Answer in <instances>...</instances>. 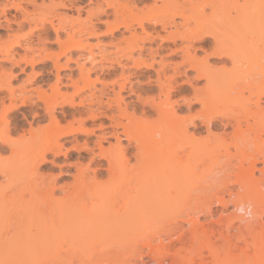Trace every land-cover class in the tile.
I'll return each mask as SVG.
<instances>
[{
    "label": "bare ground",
    "instance_id": "bare-ground-1",
    "mask_svg": "<svg viewBox=\"0 0 264 264\" xmlns=\"http://www.w3.org/2000/svg\"><path fill=\"white\" fill-rule=\"evenodd\" d=\"M118 1L137 8L142 4V14L122 17L116 0L107 2L112 13L102 9V4L97 10L86 9L87 16L79 26L75 20L81 19V13L70 20L69 45L81 47L85 42L76 36L97 34L96 18L106 25L108 35L114 37L122 28L123 40L139 37L124 54L102 57L110 63L106 71L115 69L116 63L123 76L128 61L135 76L143 75L144 69L154 70L155 78L147 77L156 83L158 92L141 99V108L135 101L125 102L122 91L128 77L118 88L109 90L105 84L98 91L90 89L85 97L91 101L84 111L74 106L75 94L91 86L90 69L79 66L80 77H70L74 90L62 91L60 71L68 68L71 57L64 62L60 53L11 57L13 66L24 62L32 68L52 59L56 81L50 84L54 97L44 106V120L49 121L52 133L35 141L19 161L0 159V264H138L145 247L158 264H264V0ZM102 15L106 19L102 20ZM66 16H60L59 27ZM48 23L56 27L55 21ZM3 26L0 23V28ZM55 29L62 43L60 29ZM151 37H191L181 43V58L187 61V69L195 70L198 80L205 79L198 86L188 77L192 98L200 104L195 112L188 102L189 112L182 113L172 98L178 79L167 69L172 66L173 72H180V63L173 66L161 58L156 68L153 53L157 50L150 47L151 58L142 54L141 41ZM221 37L249 39L234 46ZM207 38L213 40L212 51L201 57L193 52L197 48L192 42L198 39L204 43ZM137 48L141 50L138 54ZM210 56L225 58L232 66L225 62L213 67ZM249 57L256 60L251 62L246 59ZM2 73L7 81L0 86L8 88L11 104L0 114V157L7 150L19 152L26 134L34 133L31 124L19 127V137L14 135L18 126L10 128L7 111L15 107L17 96L11 87L14 71ZM230 77L239 81V87L241 79L252 85L246 88L258 83L256 92L248 90L258 97L256 116L239 109L245 101L238 96L226 101L224 107L215 98L221 81L225 84ZM81 79L84 84L80 86ZM0 100L4 106L5 99ZM63 103L74 106L70 117L66 110L62 116L56 115V108ZM86 119L98 122L90 127ZM95 126L102 130L92 145L88 139H79L80 133H92ZM71 151L78 153L75 160L69 157ZM62 155L63 162L67 160L75 168L70 182H58ZM47 163L58 166L59 172L51 168L41 171ZM215 206L221 207L219 212ZM178 245L181 247L176 249ZM140 264L153 262L143 260Z\"/></svg>",
    "mask_w": 264,
    "mask_h": 264
},
{
    "label": "rangeland",
    "instance_id": "rangeland-1",
    "mask_svg": "<svg viewBox=\"0 0 264 264\" xmlns=\"http://www.w3.org/2000/svg\"><path fill=\"white\" fill-rule=\"evenodd\" d=\"M72 2H75V4ZM107 2H111V0H0V23H2L4 26L0 28V84L6 82V77L2 76L3 70H11L14 71V76L12 77L11 81V87L16 91V101L13 102L15 104V107L12 109H8L7 111V117L9 120V126L11 129L15 128L17 125L18 128L14 131V135L16 137H19L22 133V130L19 127H30V124L32 125L34 129V133L30 134L27 133L25 136L24 141L20 145L19 152L12 153L11 151L7 150L1 154L0 159L5 163H12L14 161H19L22 157H26L27 154L30 152V150L33 147V143L40 138H44L45 136H48L50 133H52V130L47 126L49 121L44 120V117L46 116V109H44V106L47 104L46 102L51 100L54 97V90L50 86V84L55 83L56 81V70L53 67L52 59H46L44 63L39 62L34 65V70L32 68V65L26 64L24 62L21 63V66H13L15 59H20L21 56H37L40 57V53L45 55V53H54L58 54L60 53V61L64 62L68 57H71V60L69 61L68 68H63L60 71L61 79L59 81V85L62 89V91H70L72 92L74 90L73 85L71 84L70 77L73 79H78L80 77L79 72L80 68H78L81 65L85 66V69H90V87H85L80 93L75 94V105L78 108H82L85 111V107L89 106V102L91 101L90 98H87L88 94H90L89 90H99L101 87H103L105 84H107L109 90L113 86H116L118 88L119 84L124 81V77H128L126 82V89L122 91V94L125 98V102H131L136 104L137 107H142V102L144 103V98L151 95V93L156 94L158 91L156 83L152 80L150 83V80L148 79V76L153 75V79L155 78V73L153 72V69H144L142 71L143 75L135 76L136 74H133L131 68V61H126L127 59H123L124 62L129 63V68H126V72L123 75L122 68H120L116 63L113 65L115 66V69L111 70V72L106 71L105 68H107V65H110L109 61L107 59H104V57L107 56H116L124 54L126 51H128L130 46L134 45V43L138 40L139 37L133 38L128 37V39L123 40L121 32L124 29H120V31H117L114 37L112 35H108L105 31L107 30V27L104 23H98L99 21L96 19H93L94 22L98 24L99 30L97 31V34L90 35L87 34L83 37L76 36V39H83L85 44L80 46H70L69 45V36L68 31L72 28V22L70 21L72 18H78L79 14L81 13V19L75 20V24L79 26V21H82L87 16L86 9H93L97 10V5L102 4V9H107L108 12L112 13L113 9L109 8L107 6ZM117 7L120 8V14L122 17H125L126 19L133 18L134 15H137L136 13L142 14V7L143 5L140 4V6L137 8L135 5H125L123 1L121 3L116 0ZM66 4L67 7L64 6ZM69 5V6H68ZM71 6V7H70ZM80 6V10L78 8ZM77 9V10H76ZM101 9V10H102ZM3 10L6 12L4 13ZM81 11V12H78ZM101 13V12H100ZM69 16V18L67 16ZM60 16H66L63 19L64 23L59 27L60 23ZM8 18V20H6ZM112 19L113 16H110ZM106 19V15H102V20ZM53 20L56 23V27L60 29V38L62 43H59L56 37V27H52L48 21ZM8 21V23H7ZM66 23V24H65ZM83 23H86L83 21ZM8 24V25H6ZM150 24V23H148ZM147 24V25H148ZM46 25L43 27L42 26ZM8 27V28H7ZM71 27V28H69ZM106 29V30H105ZM150 29L151 26H150ZM149 29V30H150ZM159 29V28H158ZM101 30V32H100ZM100 32V33H99ZM106 33V34H105ZM164 33V32H162ZM100 35V36H99ZM128 35V32H127ZM152 39L147 40L144 39L141 41V45L143 44V51L142 54L145 55L147 58H151L153 55L156 57L155 66L156 68L159 66V61L161 58L165 59V63L171 64L174 66L175 63H180V72H173L172 66L167 69L168 74H173L177 77V82H174V89L172 90V98L173 101H175V105L177 108H179V111H182V113H188L189 107L186 105L188 102H191V111L195 112L200 108V104L195 99L192 98V89L191 85L188 83V77H193L194 84H198V86H202L205 83V79L198 80L195 77V70L193 69H187L188 63L187 61H182V55L184 53L183 49L181 48V43L184 39H189L191 37H176V39H166V38H160V37H151ZM235 43L238 45L239 43L244 42L246 39L248 40L249 37H221V39ZM163 39V40H162ZM243 39V40H242ZM174 40V41H173ZM242 40V41H240ZM17 41H20L19 45L16 44ZM212 39L207 38L206 42L202 43L198 39L194 40L192 44L197 48L196 51L193 50V52H196L199 56H205L206 52L212 51ZM160 43V44H159ZM230 43V44H232ZM159 44V45H158ZM159 46V47H158ZM157 50L153 55L150 53L151 48ZM64 48V51L62 50ZM149 49V50H148ZM174 51H172V50ZM9 51L8 55L10 57L7 58V55L5 54ZM159 51V52H158ZM141 52L140 49H136L135 53L138 54ZM151 54V55H150ZM13 56L16 58L14 60ZM5 57V58H3ZM12 57V59H11ZM251 57V56H250ZM246 58V59H250ZM253 57V56H252ZM10 58V59H9ZM103 58V59H102ZM9 59V60H8ZM256 60L255 58L250 59ZM210 64L214 67L223 66L226 62L227 66L230 67L232 64L229 61H226L225 58H219L216 56H210L209 57ZM248 60V62H250ZM80 63H79V62ZM182 61V62H181ZM102 63V64H101ZM105 63V64H104ZM15 64V63H14ZM80 64V65H79ZM47 65V66H45ZM106 66V67H105ZM131 66V67H130ZM70 67V68H69ZM101 68H104L101 70ZM3 69V70H2ZM34 72V73H33ZM16 73V74H15ZM36 73V74H35ZM132 74V75H131ZM187 74V75H186ZM16 75V76H15ZM129 75V76H128ZM2 76V77H1ZM144 76V77H143ZM117 82H116V81ZM243 80V82H242ZM241 79V87L239 81L231 80V77L226 81L225 84L223 80L221 81V84L219 86V94L215 96L218 101L220 100L221 106L224 107V104L226 101H229L230 99H233L235 97H239L240 99L244 100V104L239 109H247L248 111H251L252 115L256 116L258 114V109L255 105V101L258 98L255 93L248 90H254V85H257L256 82L252 85L246 84V80ZM235 82V83H234ZM113 83V84H112ZM84 81L81 79L79 85H83ZM112 84V85H111ZM115 84V85H114ZM133 86H130V85ZM150 84V85H149ZM224 84V85H223ZM94 85V86H92ZM129 85V86H128ZM229 85V86H228ZM232 85V86H231ZM251 86L247 87L246 86ZM236 86V87H235ZM244 86V87H243ZM133 87V89H132ZM232 87V88H231ZM234 87V88H233ZM133 91H130L131 89ZM157 88V89H156ZM250 88V89H249ZM256 88V87H255ZM130 89V90H129ZM219 89V88H218ZM155 90V91H154ZM255 91V90H254ZM256 92V91H255ZM87 94V95H86ZM140 94V95H139ZM240 96H239V95ZM252 94V95H250ZM254 94V95H253ZM83 95V97H82ZM137 95H139L137 97ZM252 96L251 99H249ZM0 97H3L5 100V105H2V102L0 100V114L4 111V109L8 108L11 104L10 98L8 96V88L6 86L1 87L0 86ZM186 97H191V100L186 99ZM29 99L26 104H23V101L26 99ZM87 98V99H85ZM246 98V100H245ZM82 99V105H79L80 100ZM85 99V100H84ZM141 99H144L142 102ZM138 100V101H137ZM31 101V102H30ZM86 102V103H85ZM35 104V105H34ZM64 104V103H63ZM77 104V105H76ZM74 106L70 103L64 104L63 106H59L56 108V115L62 116L64 114L63 111H65V115H68V117L71 116V111H73ZM141 106V107H140ZM84 107V108H83ZM70 113H69V112ZM239 113V110L236 112ZM85 117H87V113H84ZM98 120L96 119H86L87 126L93 127L95 123H97ZM107 122V121H106ZM200 122V121H199ZM107 124V123H106ZM204 126L202 125V129ZM102 129H100L98 126L94 127V132L92 133H80L79 139L84 140L88 139L90 144H93V141L96 139V136L101 132ZM104 144H108L107 141L104 142ZM71 150V148H69ZM78 155L77 152L71 151L69 157H71V160H75L76 156ZM64 157L59 158V163L61 166H63V171L61 173H58V182L59 183H65L72 181V174L75 170L74 166H71L69 162L66 160L64 163ZM63 164V165H62ZM51 168V169H50ZM56 171L59 172L58 166L52 167L49 163L45 164L41 167V171ZM72 171V172H71ZM102 176L106 174L105 170L99 171ZM99 173V174H100ZM214 209L219 212L221 207L215 206ZM205 219V217H202ZM157 244V243H155ZM181 246L178 245L176 249L180 248ZM205 255L207 257V260L210 259L209 251L205 250ZM143 259H137L138 264H140L143 260L144 261H152L153 264H158L155 259L152 258V256L149 254V248H144V253L142 254ZM55 264H64L62 262H53ZM95 262H88L87 264H94ZM77 264V263H76ZM165 264H170V262H167Z\"/></svg>",
    "mask_w": 264,
    "mask_h": 264
}]
</instances>
